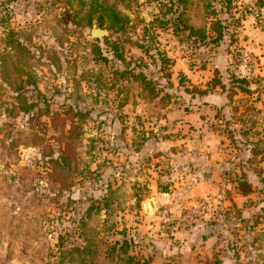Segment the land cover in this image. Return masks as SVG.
<instances>
[{
  "label": "rangeland",
  "instance_id": "1",
  "mask_svg": "<svg viewBox=\"0 0 264 264\" xmlns=\"http://www.w3.org/2000/svg\"><path fill=\"white\" fill-rule=\"evenodd\" d=\"M108 1L0 0V264H264V0Z\"/></svg>",
  "mask_w": 264,
  "mask_h": 264
},
{
  "label": "trees",
  "instance_id": "2",
  "mask_svg": "<svg viewBox=\"0 0 264 264\" xmlns=\"http://www.w3.org/2000/svg\"><path fill=\"white\" fill-rule=\"evenodd\" d=\"M126 1L131 2L136 0H126ZM87 4L88 7L86 10V15L83 18V21L85 22V25L88 28H91L93 22H95L100 29H106L107 31H112V32L122 30L123 25L126 23L127 19L125 16L121 15L118 11L115 10V6L113 4H110L108 0H88ZM195 30L196 29H189L191 33L200 32V30H196V31ZM213 32H215L216 34L214 40H220L222 38V33L219 29L216 31L213 30ZM31 108H33V106L28 105V107L24 110L27 111L30 110ZM241 184L242 183L238 184L240 185L239 187L244 186V184L242 185ZM246 189L248 190V188ZM240 192H242L243 194L247 193L242 190ZM94 247H97V245L94 242L90 243V241L89 242L87 241V243L85 244L84 255L86 254V256L89 257L91 255V257H93L94 253L91 252L90 249H93ZM106 250H107L106 257H112L117 259L115 261V264H149V260L140 263L139 261H136L129 254V247L127 241H122L121 243L115 242L112 246L110 247L108 246ZM77 252L81 254L80 251L77 250ZM91 257L90 259H94ZM83 258L84 257H82L80 263H87V261ZM89 264H93V261H91V263ZM205 264H220V262L215 261L213 263H205Z\"/></svg>",
  "mask_w": 264,
  "mask_h": 264
},
{
  "label": "crops",
  "instance_id": "3",
  "mask_svg": "<svg viewBox=\"0 0 264 264\" xmlns=\"http://www.w3.org/2000/svg\"><path fill=\"white\" fill-rule=\"evenodd\" d=\"M148 189H149V191H148V193L150 194V198H149V200L147 201V203H152L153 205H154V207H156L157 206V203H156V199H158V196L156 195V193L154 192V189H153V187L151 186V187H149L148 186ZM162 201L164 202L165 201V199H162ZM161 201V202H162ZM160 202V203H161ZM148 230H151L150 231V233H148V236L149 237H151V235H153V238H154V233H156L157 231L155 230V228H153V227H147V229H146V234H147V232H148ZM194 230V229H193ZM189 231L188 233H186V232H184V233H177V234H175L174 235V240H176V239H180L181 240V243L182 244H184V245H186L187 243H189V240L191 241V240H193L194 238H195V236H200L199 234L200 233H195V231ZM161 237H162V235H160ZM148 237V238H149ZM160 237H158V239H159ZM162 240H164L163 238H161ZM161 239H159V240H161ZM204 239V238H203ZM150 241V240H149ZM150 243L152 244L151 246H150V249L148 250V252L150 253V255H149V258H148V260L150 259V262H149V264H157L158 262H160L161 261V259H162V257L163 256H166V251L165 250H163L164 248L161 246V247H159L158 245H157V241H150ZM181 243H180V245H181ZM154 245V246H153ZM182 248V250H181V253L183 254L184 253V251H183V248L184 247H181ZM168 249V251H170V250H173L174 249V247L172 248L171 246L170 247H168L167 248ZM190 251V250H189ZM174 254H179L178 253V251H177V253H174Z\"/></svg>",
  "mask_w": 264,
  "mask_h": 264
},
{
  "label": "built area",
  "instance_id": "4",
  "mask_svg": "<svg viewBox=\"0 0 264 264\" xmlns=\"http://www.w3.org/2000/svg\"><path fill=\"white\" fill-rule=\"evenodd\" d=\"M162 216V222L167 224L173 231H176L178 228L186 226V223L183 222V218H177L171 215L170 211L167 208H163L160 211Z\"/></svg>",
  "mask_w": 264,
  "mask_h": 264
},
{
  "label": "water",
  "instance_id": "5",
  "mask_svg": "<svg viewBox=\"0 0 264 264\" xmlns=\"http://www.w3.org/2000/svg\"><path fill=\"white\" fill-rule=\"evenodd\" d=\"M105 31L100 30V28L98 29H90V34L91 35H95V36H100V35H104ZM205 178H207L206 176H204ZM150 207L151 209L154 211V206L152 203H150Z\"/></svg>",
  "mask_w": 264,
  "mask_h": 264
}]
</instances>
